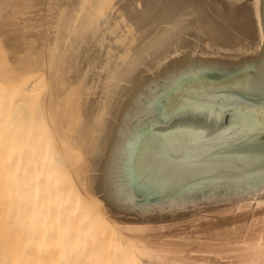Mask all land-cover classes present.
<instances>
[{"label":"water","instance_id":"1","mask_svg":"<svg viewBox=\"0 0 264 264\" xmlns=\"http://www.w3.org/2000/svg\"><path fill=\"white\" fill-rule=\"evenodd\" d=\"M57 80L114 222L264 192V0H88Z\"/></svg>","mask_w":264,"mask_h":264},{"label":"bare ground","instance_id":"2","mask_svg":"<svg viewBox=\"0 0 264 264\" xmlns=\"http://www.w3.org/2000/svg\"><path fill=\"white\" fill-rule=\"evenodd\" d=\"M87 1L42 0L45 15L38 24L25 23L23 34L14 30L18 35L0 41V205L10 207V219L7 210L3 214L10 225V238H4L7 248L82 256L69 261L113 251L135 264H264V192L217 207L221 227L235 214L245 213L248 220L243 230V222L215 229L212 241L210 232L211 240L204 238L203 229V236L195 229L200 235L194 240L193 233L186 237L181 230L179 236L159 235L171 225L166 221L179 218L116 223L87 189L89 160L73 132L68 93L57 80L65 45ZM2 4L8 5L0 0V9ZM197 215L189 217L196 216L194 222L205 218ZM12 226L22 227L24 241Z\"/></svg>","mask_w":264,"mask_h":264},{"label":"rangeland","instance_id":"3","mask_svg":"<svg viewBox=\"0 0 264 264\" xmlns=\"http://www.w3.org/2000/svg\"><path fill=\"white\" fill-rule=\"evenodd\" d=\"M6 1H7L8 5L2 4L1 5L2 9H0V41L1 42H4V39L7 37V35L12 36V35H18L19 33L23 34L24 29H21V28H23L25 23L26 24H38L44 18L46 5H45V3L42 4L40 2L42 0H6ZM18 29H20V30L18 31ZM14 30H17L18 34ZM11 32H14V33H11ZM2 178L3 177L0 176V179H2ZM4 205H6V204H3V206L0 205V209H1L0 220L2 221V223H0V225H1L0 226L1 227L0 228V242L2 241L1 242L2 247L0 248V264H135L133 262H127L125 260L127 258V256L114 255L115 252H113V251H104V252H102L103 254H101V255L96 254V255L87 256V258L85 260H82V261H73V260L69 261L68 258L77 260V258H82V256L78 257L76 255L75 256H73V255H71V256L70 255H62V254H59L60 253L59 251H54V252H52L53 254H47L46 253V255H45L44 253L41 254L39 251H36V250L32 251V249H30V251H29V249L27 250V249H25V247H24V249H17V250L11 249L10 250L7 248L8 244L6 245L4 243L5 242L4 238H7V239L10 238L9 230H8V229H10V227H8L9 224H7L8 221L6 222V219L8 218V220H9L10 217H8V215L11 216V214L8 213L10 211V207L9 206L4 207ZM229 206L230 205L227 204L226 206H222V207H229ZM219 207L221 209V206H219ZM7 208H9V209H7ZM216 208L217 207L202 211L204 215L202 214V212H198L200 215V216L197 215L198 217H201V216L204 217L205 216V218H203V220H201V222L195 221L196 225H195V222L192 221L193 217L195 218L196 216L182 217V218H179L177 220H173V222L171 220L166 221L167 225H168V223L171 225H169L168 228L163 229L162 232L163 231L164 232L163 233L160 232L159 235L160 236H177V235L179 236L180 230H181V233H183V235L186 237L188 235H190L191 233H193L190 236H191L192 240H194L200 234H201V236H203L202 235L203 231L207 230L205 235L210 236V233L211 232L213 233V231L215 229L220 228L221 230H224L226 228V226L230 225V224H231L230 227L228 226L227 228L232 229L234 226H236L235 225L236 223L238 225V224L243 222V225H244V223L246 224V222H244V221L248 220V217L246 216L245 213L235 214L233 216L232 222H228L229 224L226 223V224H224L223 227H221V225H223L224 222L220 221V217H222V216H220L219 214H216L217 213L216 211L219 210L218 208L217 209ZM6 210H7V213H6L7 218H6V215H3V214H5ZM206 217L208 219H210L211 221L210 220L208 221V219H206ZM188 219L191 221H189ZM205 220H207V221H205ZM197 222H198V224H197ZM4 223L7 225L6 230H5L6 225ZM160 223H163V222H160ZM166 223L164 221V224H166ZM176 223H178V224H176ZM2 224H4V225H2ZM202 225H204V226H202ZM243 225H241L242 226L241 230L245 229V225L244 226ZM195 226H196V228H195ZM197 226L198 227L200 226V229L197 228ZM15 227L12 226L13 232L16 233V235L19 239H23L22 241H24L25 235H24L22 227H20V229L18 226H15ZM16 229H18V230H16ZM195 229H196V231L199 230L198 232L201 231L199 235L197 234L198 232H196L197 236L195 234ZM202 229H203V231H202ZM17 231H19L20 234ZM186 231H190V232H186ZM194 234H195V237L193 236ZM209 236L207 238L205 236L204 238L208 239ZM213 236H214L213 234L210 236L212 241L215 240V239L213 240V238H216ZM164 239H166V238L164 237ZM4 247H6V248H4ZM22 248H23V246H22ZM111 253H113V254H111Z\"/></svg>","mask_w":264,"mask_h":264}]
</instances>
